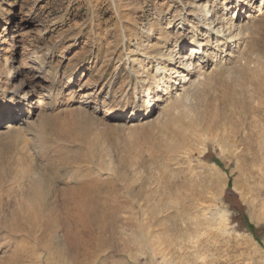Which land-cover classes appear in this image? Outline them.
<instances>
[{"label":"rangeland","instance_id":"obj_1","mask_svg":"<svg viewBox=\"0 0 264 264\" xmlns=\"http://www.w3.org/2000/svg\"><path fill=\"white\" fill-rule=\"evenodd\" d=\"M194 1L216 0H0V28L9 20L0 30V105L23 103L0 125V220L33 211L45 183L51 207L50 226L29 237L3 242L0 230L3 264H60L48 259V246L67 250L62 264H106L68 253V238L95 251L92 235L75 226L79 215L62 200L66 188L81 184L91 191L85 205L110 228L108 243L136 257L125 258L132 264H264V143L242 151L232 133L237 115L215 128L205 124L207 107L223 98L243 100L246 115L264 109V88L251 99L249 85H240L242 78L264 83L263 6L238 19L225 10V19L247 28L246 38L230 64L224 56L213 65L198 61L205 81L187 87V101H171L167 118L155 109L146 120L116 124L93 112L131 110L134 89L147 81L153 87L157 63L168 65L175 40L192 31L190 16L178 20L180 6ZM248 3L255 9L260 0ZM131 70L137 78L129 79ZM10 127L15 135L7 134ZM37 178L44 182L39 195ZM19 247L36 255L19 259Z\"/></svg>","mask_w":264,"mask_h":264},{"label":"bare ground","instance_id":"obj_2","mask_svg":"<svg viewBox=\"0 0 264 264\" xmlns=\"http://www.w3.org/2000/svg\"><path fill=\"white\" fill-rule=\"evenodd\" d=\"M219 2H220L219 0H216L209 5L208 2L197 3V1H194L192 5L191 4L189 5V3L186 2L182 4V6H180L182 14L179 16V20H178L179 23H182L181 22L182 19H188L185 16H190L191 21L193 20L192 22L194 23V25L193 26L188 25V28L192 30L190 32H187L188 34H190V36L186 34V38H183L180 41L175 40L176 42L174 43L173 46L176 49L174 48L170 51L168 50L167 53L168 65L166 64L165 66L161 62L157 63L153 74L154 77L156 78V83L153 85L152 88L151 87L149 88V82L147 81L139 85L137 90L136 88L134 89L132 93L133 95L132 98L136 100V104L133 108H131V110L117 109L114 112V111H109L107 109L100 110L98 108V109H94L93 112L95 113L103 112V115L105 117H107L111 121H114V123L116 124L122 120L127 122H135V121L139 122L146 120L149 117H151L155 109L158 110L162 109L161 116L167 118L170 113L169 108H171L170 106L171 101L174 102L187 101L188 100V95L186 94V89H188L187 87H191L194 85L196 86L199 84L202 85L203 84L202 82L205 81V76L203 72L201 73V69H198V67L200 66L199 65L200 63H198V61H202L205 57L207 58L206 60H210L209 63L213 65L214 62H217V59H215V57L224 56L225 58L224 62L230 64L233 61L232 50H234L237 47L239 41H243L244 38H246L247 28L239 24L235 26L234 22L225 19L223 17L225 10H232L233 18L237 14L236 18L238 19V17L241 16V13L244 12L245 10H248L250 13L251 10L261 13V9H262L261 6L264 7V0H260V3L256 5L255 9L250 6L248 0H233L230 6L228 4L226 5V2L223 3L221 2L220 4ZM204 10L207 13L204 14V16L203 15L201 16V13ZM249 17L250 15H248L246 19L247 18L249 19ZM7 25H9V20L4 21V26L1 27L0 30H4ZM226 37H228L227 42H225ZM211 40H214L215 43L213 48L210 47ZM183 41H187L188 43L185 46L179 45ZM197 42L198 44H196ZM187 46H188L187 51L189 53H186L184 51L185 47ZM201 48H202L201 50L202 52H200ZM216 48H222L220 49V53L218 52L219 50H217ZM215 51H217L218 53ZM222 52H224L225 54H223ZM194 59H196L197 62L193 65ZM134 61H135L134 58L130 59L129 63H132ZM128 76L129 79H132L134 76L137 78V73L134 70H131V72L128 73ZM263 78L264 77H262V79ZM240 85H241V91L243 89L242 86L249 85V93H250L249 95L251 99H254L253 97L256 98L257 92L261 91L262 88H264V83L262 82L259 83V79L248 80L247 78H242L240 80ZM239 93L241 92L239 91ZM24 96L25 94L22 96V98ZM87 102L88 101L85 100L84 103ZM260 103L261 102H259V104ZM21 105H23L21 101L14 102L12 104H10L9 102L1 104L0 125L7 119H10L13 113L19 112L20 110L18 107H20ZM39 106L46 107V104L40 103ZM245 109L246 108L243 100L241 101V99L237 100L235 98L234 99L223 98L220 101L219 106L209 105V107H207L205 112V124L209 125L212 128H215L217 124L221 122V120H224L225 118H230V120H232L237 115L238 118L236 119V121L232 122L233 124L232 133L234 135H238V138L235 142L237 145L242 146V151H245L256 144L264 143V109L263 108L258 109L257 107V111H255V113H252L251 111L247 110V112L248 111L251 112L248 115H246ZM80 111H82L81 113H83V111L85 112L84 109ZM16 132H17L16 128L10 127L8 129L7 134H10L11 136V134L15 135ZM5 136L8 137V135ZM242 154L243 152L242 153L239 152L237 156L241 157L243 156ZM37 179H38L37 184L39 185L40 188L37 189L36 187L35 188L36 190H34V194L39 195L38 192H40L42 187H44L45 185V187H47L48 189L46 195L43 196L42 201H40L38 204L37 203L35 204L34 202L33 211L29 212V211H25L24 209L23 210L20 209L14 214H12L10 220L8 221L2 219L0 220V230L5 235V238H2L3 242H5L8 238H17V237L20 238L22 236L29 237V235H33L32 233L39 230L40 227H43L44 225L46 227L50 226V223H48L49 222L48 217H45L46 215L49 216L48 214L51 208L49 207V203H47L48 195H50V189L48 188L46 183L44 184L41 178H37ZM45 181L49 186L51 185L49 180L48 181L45 180ZM42 183L44 185H42ZM89 190L90 189L86 184H81L73 188L71 187L66 188L63 191L62 200L65 207L67 208V210L68 208L74 210L75 213L79 215V217L76 218L75 226L83 229L86 228L87 235L88 236L92 235V239L94 240V244H95L94 254L93 253L90 254L87 248L89 244L82 243L83 241L82 239L81 242H77V241L72 242V239L68 238L69 256L71 257L72 260H74L76 259V257H78V255L80 256V251H81L84 254H87L88 256L95 257L96 259L98 257H103L104 258L103 260L106 262V264H132L129 261H127V259H125L126 257L131 262H137L136 257L134 258L129 253H126V249L124 247L118 249L115 248L111 243H108L106 234H109L111 240H112V236H111L110 228L107 227L106 223L103 222L102 218L104 216L101 218L102 220L97 218L95 214L93 215L92 213L93 211H90L85 205V203L88 204V202L86 201L87 198L89 197L88 196ZM34 194L32 193L30 198H34L35 197ZM8 222L9 224H7ZM26 229H28V233H26ZM32 237L30 236V238ZM34 237L32 239L34 240L35 245L39 247L40 241H38ZM48 247L46 248L48 259H50L52 262L53 258H56L57 263L62 264L63 263L62 256L67 252V250L59 249L58 251L56 250V252H52L51 249ZM39 248H42V246H40ZM35 251H36L35 248L26 250L25 248L19 247L15 254L17 255L19 253L18 258L19 257L25 258L28 256L29 252L33 256H35L36 255L34 253ZM83 253H81V255ZM36 258L38 259V256H36ZM10 259H7L6 263L11 261ZM0 264H3V259L2 262L0 260Z\"/></svg>","mask_w":264,"mask_h":264},{"label":"trees","instance_id":"obj_3","mask_svg":"<svg viewBox=\"0 0 264 264\" xmlns=\"http://www.w3.org/2000/svg\"><path fill=\"white\" fill-rule=\"evenodd\" d=\"M250 228L253 229V227L250 225Z\"/></svg>","mask_w":264,"mask_h":264}]
</instances>
